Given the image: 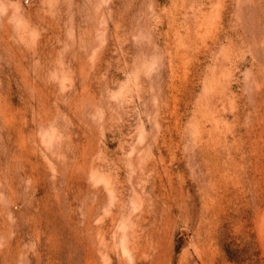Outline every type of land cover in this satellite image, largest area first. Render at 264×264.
Segmentation results:
<instances>
[{
	"label": "rangeland",
	"instance_id": "1",
	"mask_svg": "<svg viewBox=\"0 0 264 264\" xmlns=\"http://www.w3.org/2000/svg\"><path fill=\"white\" fill-rule=\"evenodd\" d=\"M0 264H264V0H0Z\"/></svg>",
	"mask_w": 264,
	"mask_h": 264
}]
</instances>
